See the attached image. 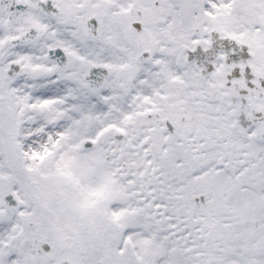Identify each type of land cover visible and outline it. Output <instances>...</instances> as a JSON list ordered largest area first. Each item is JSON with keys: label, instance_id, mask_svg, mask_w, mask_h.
I'll return each mask as SVG.
<instances>
[{"label": "snow or ice", "instance_id": "obj_1", "mask_svg": "<svg viewBox=\"0 0 264 264\" xmlns=\"http://www.w3.org/2000/svg\"><path fill=\"white\" fill-rule=\"evenodd\" d=\"M0 264H264V0H0Z\"/></svg>", "mask_w": 264, "mask_h": 264}]
</instances>
